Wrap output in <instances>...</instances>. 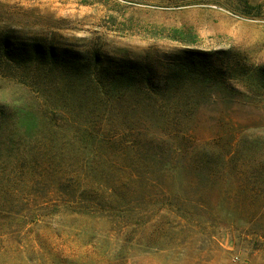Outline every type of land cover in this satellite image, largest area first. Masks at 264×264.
I'll return each mask as SVG.
<instances>
[{
  "label": "rangeland",
  "instance_id": "374dc122",
  "mask_svg": "<svg viewBox=\"0 0 264 264\" xmlns=\"http://www.w3.org/2000/svg\"><path fill=\"white\" fill-rule=\"evenodd\" d=\"M222 49L223 77L186 70L192 51L217 64ZM50 50L60 59L44 60ZM120 71L133 75L114 85ZM109 94L128 96L120 119ZM155 136L165 161L166 142L185 139L179 160L195 166L188 156L209 146L226 170L208 192L213 213L177 217V236L130 244L124 264H264V0H0V205L19 202L0 218V264H109L97 243L115 253L123 242L105 220L32 180L41 159L75 156L87 139ZM186 178L177 171V208H201Z\"/></svg>",
  "mask_w": 264,
  "mask_h": 264
},
{
  "label": "trees",
  "instance_id": "16d2710c",
  "mask_svg": "<svg viewBox=\"0 0 264 264\" xmlns=\"http://www.w3.org/2000/svg\"><path fill=\"white\" fill-rule=\"evenodd\" d=\"M185 31L174 28L173 39L193 43L195 36L190 32L191 36L188 38ZM33 52L38 54L40 50L35 48ZM192 52V56L186 58L187 63L184 64L187 71H193L205 78H209V73H213L212 78L223 77L224 61L230 58L228 50L214 52L213 57H216L217 64L206 63L201 57V51ZM26 53L29 56L31 52ZM8 54L13 55L12 52H7ZM46 59L56 62L60 56L55 50H50V53L44 55V60ZM238 69L236 65L232 68L234 71ZM132 75L130 71H120L114 75L113 84L116 85L118 78L126 79ZM108 97L111 99V108L117 111L114 119H120L121 109L124 110L122 107L129 104L128 96L109 94ZM148 140L141 144L122 142L116 147L113 144H103L101 139L90 138L75 150V156L68 151L67 157L55 156L39 161L40 171L32 180L34 186H41L47 193L57 192L63 197L65 209L70 212L101 217L107 223V232L122 240L120 249L112 253L102 237L95 247V256L99 261L104 258L109 264H124L128 258L125 251L129 250L130 244H141L150 248V244L155 243L154 247L163 248L165 240L177 236V217L190 220L189 217H206V214L213 213L208 192L224 175L226 155L220 150L213 151L209 146L203 147L188 156L192 163L197 164L189 167L178 159L184 150L185 139L180 141L179 146L174 142L173 145L169 140L166 142L170 155L174 157L168 161L156 155L163 151L160 143L163 140L158 136ZM151 141L154 143L150 146ZM209 156L218 159V166H213L212 169L205 166ZM177 171L184 177H194L195 181L186 178V184L197 190L201 208H177ZM1 202L0 218L12 206L8 203H19L8 200ZM7 219L17 221V218L10 216ZM125 247L128 248L125 250ZM75 263L74 260L64 262Z\"/></svg>",
  "mask_w": 264,
  "mask_h": 264
}]
</instances>
